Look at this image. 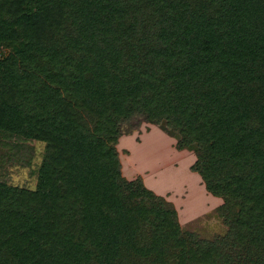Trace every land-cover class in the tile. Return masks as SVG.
<instances>
[{
  "label": "trees",
  "instance_id": "1",
  "mask_svg": "<svg viewBox=\"0 0 264 264\" xmlns=\"http://www.w3.org/2000/svg\"><path fill=\"white\" fill-rule=\"evenodd\" d=\"M136 114L196 153L225 234L123 174ZM0 137L44 143L35 187L0 180V264H264V0H0Z\"/></svg>",
  "mask_w": 264,
  "mask_h": 264
},
{
  "label": "rangeland",
  "instance_id": "2",
  "mask_svg": "<svg viewBox=\"0 0 264 264\" xmlns=\"http://www.w3.org/2000/svg\"><path fill=\"white\" fill-rule=\"evenodd\" d=\"M20 140H12L9 146L8 139L0 137V180L32 188L44 143ZM176 142L163 124L142 114L124 120L117 144L123 174L129 179L141 177L148 188L171 202L184 229L205 238L225 234L227 226L218 211L223 198L209 192L193 170L196 153L179 150Z\"/></svg>",
  "mask_w": 264,
  "mask_h": 264
}]
</instances>
